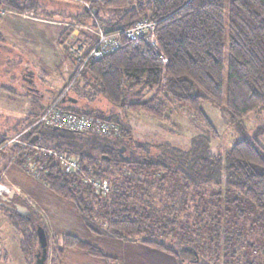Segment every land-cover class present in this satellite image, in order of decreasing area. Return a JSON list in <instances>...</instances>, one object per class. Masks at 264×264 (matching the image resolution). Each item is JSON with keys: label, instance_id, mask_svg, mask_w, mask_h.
I'll use <instances>...</instances> for the list:
<instances>
[{"label": "trees", "instance_id": "trees-1", "mask_svg": "<svg viewBox=\"0 0 264 264\" xmlns=\"http://www.w3.org/2000/svg\"><path fill=\"white\" fill-rule=\"evenodd\" d=\"M28 1L0 0V5L22 13ZM86 7L74 16L75 21L90 27L89 32L80 30L79 36L89 46L101 32L110 39L113 49L82 67L67 51L77 65L56 92L52 106L62 114L86 115L114 128L97 133L42 123L32 126L49 108L37 106L34 100V109L25 116V144L13 145L14 152L20 151L16 163L25 166L28 160L33 161L40 178L52 193L69 200L88 231L115 240L139 239L148 254H171L176 259L192 254L198 257L193 241L177 234L187 222L179 224L192 214L197 212L195 223L197 215H206L197 204L190 211L188 201L194 194L190 188L201 195L203 190H210L216 199L214 205L218 207L224 199L233 205L234 216L244 217L254 209L256 222L264 226V146L256 137L259 132L249 135L243 123L248 114L264 107V0H92ZM137 22L152 23V31L131 38L126 31ZM71 30H66L60 42ZM69 88L87 96L96 88L111 105L133 115L146 114L163 124L168 122L171 130L169 110L174 104L186 106L207 133L191 138L188 149L134 141L138 150H131L127 156L122 153L125 141L131 139V128L115 114L77 108L74 102L78 98L68 93ZM133 93L141 95L131 99ZM203 100L219 107L240 136L223 152H211L210 135L217 136L218 132L202 108ZM21 132L15 130L14 135L21 136ZM7 140L0 137L1 144ZM49 150L56 156L62 153L75 158L78 169L64 172ZM103 180L106 190L92 184ZM161 192L167 200L159 198ZM0 207L10 211L6 217L22 235L20 247L26 263L36 262L38 254L33 248L35 244L42 246L37 228L29 222L27 207L8 208L1 203ZM212 221L219 226V217ZM201 232L196 227L192 233L183 234L197 237ZM215 234L219 235L218 229ZM177 236L176 242L164 243L165 238ZM62 241L65 247L111 260L103 249L77 235L64 234ZM198 248L208 249L205 242ZM244 264L257 263L245 260Z\"/></svg>", "mask_w": 264, "mask_h": 264}, {"label": "rangeland", "instance_id": "rangeland-1", "mask_svg": "<svg viewBox=\"0 0 264 264\" xmlns=\"http://www.w3.org/2000/svg\"><path fill=\"white\" fill-rule=\"evenodd\" d=\"M46 1L50 3L47 4L43 0H29L25 4L27 9L24 12L26 15L37 14L40 17H51L60 21L67 18V7H64V5L58 7L59 3L55 2L54 4L51 0ZM63 1L65 4L69 3L70 6H76L79 10L89 5V2L82 0L80 3L77 2L79 0H73L76 2H72L71 0ZM13 12L16 11L7 9L3 15H0V17L3 16L0 21L2 22L0 23V38L3 41L5 40L8 45L9 43L21 44L32 39L31 41L34 42V46L33 44L27 45L28 47L24 45L23 52L20 51L23 58L14 57V53L0 47V62L3 64L0 65V74L3 71L1 80L8 79L6 76L9 73H5L4 69L8 68V65H12L10 60H16L17 64L14 65L17 67L16 70L10 68L9 71H14V75L21 79L20 75L27 59L31 66L30 68L34 69L35 67L36 69L35 81L38 86L41 88L52 87L51 84H56L54 90L60 89L66 84L77 65L75 60L66 53L68 51L67 45L68 43L74 45L75 53L79 55L84 49L85 39H83V36L80 37L79 31H77L75 34H72V40L70 41L62 38L61 46L57 41V26L37 21H34L33 24V22L27 19L9 14ZM70 12L73 13L71 10ZM77 14L79 13L77 12ZM8 18H11V21L14 23L12 26L19 31V35L13 28L10 29L11 26H8L11 25L7 21ZM8 29H10L9 32H7ZM81 30L89 32L90 27L85 26ZM66 33L67 31L65 30L62 35ZM76 37H78L77 40ZM1 39L0 42H2ZM227 44L226 32V49L228 47ZM30 62H34V65ZM41 71L44 73L43 78L41 77L43 75ZM226 75L227 70L225 68L224 82L226 81ZM38 76L40 78H37ZM20 83L26 84L21 80ZM49 92L52 98L47 100L48 107L52 105L57 94H53L51 90ZM68 93L78 98V101L74 102L77 108L83 106L94 113L115 114L119 116L121 123L123 122L131 128V139L125 141L124 146L126 148L123 149L122 153L127 156L130 155L131 150L134 151L136 149L134 141L159 145L164 143L166 146L171 145L188 149L191 138L198 134L207 133L203 124L186 106L180 107L174 104L169 110V118L173 125V129L171 130L169 128L170 123L168 122L163 124L146 114L133 115L111 105L104 97L98 95L96 88L92 90V93H88L89 95L91 94L90 96L77 94L72 88H69ZM139 94L133 93L131 99ZM9 95H12V93H5L0 88V137L4 136L8 139L6 144L0 143V191L5 197L10 198L12 202L18 204L17 207H13L24 208L26 206L27 212H29V222H32L35 228L40 226L46 232L48 242L46 245V259L43 264H202V260H205L208 264H244L245 260L264 264V226L256 222L255 210L253 209L250 214L244 217L234 216L235 209L233 205L226 204L224 199L221 198L218 207H216L214 205L216 199L208 189H205L206 191L203 190L202 195L196 194L195 188L189 189L194 193L193 199H189L188 201L190 203V211L197 204L200 206L199 211L202 209L206 210V215L203 216L202 213L197 215L198 222L195 223L196 220L193 218L197 212L195 215L192 214L190 219H185L186 221L183 220L181 223L179 222V225H184L186 222L187 225L181 227V233L177 232L178 235L188 236L191 242L193 241L192 245L198 257H194L195 255L192 254L189 257L176 259L171 254H168V256L165 254H148L146 247L140 243L139 239L115 240L112 237L88 231L84 227L74 206L68 202L69 200L62 199L52 193L45 181L40 178L41 174H38L39 176L35 175L26 164L25 166H20L16 163L15 157L20 151L14 152L13 145L15 141L12 143L11 140L17 136L14 135L15 130H12V128L17 125L19 127L18 130H22L23 132L21 136L16 138L18 141L23 139V135L28 131L25 126L27 124L25 123V117L23 120L21 119L22 123L17 120L24 113L26 101L21 99V97L16 98L12 97L13 95ZM47 95L49 96L48 91ZM201 105L218 132L217 136L210 135L212 137L211 152L217 153L227 150L235 141L240 139L238 132L226 122L225 115L221 109L211 101L203 100ZM243 123L249 135H254L255 131L259 132L256 137L264 146V107L248 114L244 118ZM116 132H118V129L115 130ZM28 148L37 147L29 146ZM135 153L141 154V151H135ZM35 167L37 166L35 165ZM165 195V193L161 192L159 193V198L167 200ZM244 206L247 208L246 203ZM9 213V210L0 207V245L3 252L0 257V264H27L23 256L24 252L20 247L22 235L10 223V220L7 219L6 216ZM213 217H219V226L214 225L212 221ZM204 225L207 229L203 227ZM185 227H189V229ZM196 227H200L202 231L200 236L183 234V232L188 234L189 231L192 233ZM217 229L219 235L215 234V230ZM68 233L77 235L82 240L100 247L111 260L105 261L102 258L87 254L76 247H65L62 236ZM216 236H219V238L216 239ZM177 238L178 236L165 238L164 243L176 242ZM197 238L200 240L199 244ZM203 242L206 243L207 251H202V249L198 248V245L200 246ZM34 250L38 255L42 253V248L38 244H35L33 252ZM31 264H35V260Z\"/></svg>", "mask_w": 264, "mask_h": 264}, {"label": "crops", "instance_id": "crops-1", "mask_svg": "<svg viewBox=\"0 0 264 264\" xmlns=\"http://www.w3.org/2000/svg\"><path fill=\"white\" fill-rule=\"evenodd\" d=\"M43 1L47 4L50 3L49 1H46V0H43ZM51 1L54 4H55V2L59 3L58 7H62V5H64V7H67L66 8L67 9V13H66L67 18L66 19H63L60 21L57 19H53L51 17H40L37 14L26 15V13H25L26 10L23 13L13 12V13H9V14H12V15L17 16V17H21L23 19H27L28 21L33 22V24H34V21H37V22H42L45 24L57 26V28H58L57 41H58V43H60L59 45H61L60 37L65 30H67L68 28L73 26V28L71 30V34L69 36H67L66 38L64 37L66 40L70 41V40H72V34H75L77 31H80L83 27H85L82 23L77 22L74 19L75 14H77V12L81 13L82 11H84V8L80 7L81 9L79 10L76 6H70L69 3L65 4L63 0L62 1L61 0H51ZM71 1L76 2L73 0H71ZM82 1L91 2L92 0H82ZM77 2L80 3L81 0H79ZM70 10L73 11V13H71ZM74 10H76V11H74ZM2 18H3V16L0 17V21L2 20ZM5 20H6V18H5ZM7 21H9L11 23V25H8V26H11L10 29L13 28L17 32V34L19 35V31H17V29L12 26V25H14V23L11 21V18H8ZM0 23H2V22H0ZM10 29H8L7 32H9ZM77 39H78V37H76V40ZM31 40L32 39H30L29 41H25L26 43L23 42L21 44H19V43L10 44L9 43V45H10L9 46L7 44V42H5V40L3 41V39H1L2 42H0V47H3L5 50L8 49V52L11 51L12 53H14V57L18 56L20 58L21 57L23 58V55L21 54V52H23V48L27 45H30V44L31 45L33 44V46H34V42H32ZM7 62H8V60H7ZM10 62L12 65H8V68L6 67V69H4L5 73H9L6 76V78H8V79L7 80H1V76L3 74V71L0 74V88L5 93H12L13 96L12 95H9V96L16 97V98L21 97V99H24L26 101V106L24 107V110H23L24 113L21 114L22 116L20 119H17L18 121H22L23 118L27 115V113L30 110L34 109L33 108L34 107V100L38 101L37 106L44 108V107H46V105H48L47 100L52 98L49 91L51 90V91H53L52 93L55 94L56 92H58L59 89L54 90L55 89L54 86L56 84H51L52 87L47 86V87L41 88L40 86H38L37 82L35 81V73H37L36 69H35V67H34V69L30 68L31 66L29 65L27 59H26L25 64L23 66V71L21 72V75H20L21 79L17 78V76L14 75L15 74L14 71H9L10 68H12V70H14V69L16 70L17 66L14 64H17V61L16 60H14V61L10 60ZM30 63H32V65H34V62H30ZM0 65H3V64L0 62ZM12 72H14V73H12ZM41 74H43V75H41V77L44 76L43 71H41ZM37 78H40V77L38 76ZM20 80L23 83H26L25 84L26 86L23 85L22 83H20ZM47 91L49 93V96L47 95ZM39 99L41 100V102ZM69 101L74 102L73 99L72 100L69 99ZM18 128L19 127L16 125V126H14V128H12V130H18Z\"/></svg>", "mask_w": 264, "mask_h": 264}, {"label": "built area", "instance_id": "built-area-1", "mask_svg": "<svg viewBox=\"0 0 264 264\" xmlns=\"http://www.w3.org/2000/svg\"><path fill=\"white\" fill-rule=\"evenodd\" d=\"M6 10L7 8L0 5V15H3L6 12ZM152 28H153L152 23L137 22L129 29H127L126 34L131 38H135L139 35L148 34V32L152 31ZM109 44H110V39H108L107 36L103 35V33L97 32L95 40L89 46H87V44L85 43L84 49L79 55H76L75 53L76 50L73 48L74 45L68 43L67 48L71 56H73L76 59V61L79 62V65H81L82 67L87 61L92 60L93 58L102 57L108 51L112 50L113 47L109 46ZM41 123L46 126L65 128L68 130H74V131L92 130L97 133H106L108 130L114 128L112 124L106 121L94 120L93 118L87 117L86 115H73L68 113L62 114L58 109L54 108L52 105L49 106V108L43 114H41L36 119L35 122L33 121L32 126H34V124H41ZM18 136H20V134H18L16 138H18ZM16 138L13 137L11 141L18 142L22 145L25 144V142H23L22 139L18 141ZM49 154H53L56 156V154L50 150H49ZM56 159L59 163L60 168L66 173L78 169V163L76 159L73 157H67L65 154L61 153L58 154V156H56ZM26 165L28 166L30 171L34 172L35 175L39 174V172L37 171V167H35L33 161L28 160L26 162ZM92 184L97 189L102 188L103 190H106L105 180H103L101 184L97 183L96 181H92ZM1 256H2V249L0 245V257Z\"/></svg>", "mask_w": 264, "mask_h": 264}, {"label": "water", "instance_id": "water-1", "mask_svg": "<svg viewBox=\"0 0 264 264\" xmlns=\"http://www.w3.org/2000/svg\"><path fill=\"white\" fill-rule=\"evenodd\" d=\"M37 234H38V239L41 242V246H42V253L39 254L37 256L36 262L35 264H43L45 259H46V245H47V241H46V237H45V233L44 230L39 226L37 228Z\"/></svg>", "mask_w": 264, "mask_h": 264}, {"label": "flooded vegetation", "instance_id": "flooded-vegetation-1", "mask_svg": "<svg viewBox=\"0 0 264 264\" xmlns=\"http://www.w3.org/2000/svg\"><path fill=\"white\" fill-rule=\"evenodd\" d=\"M0 203L2 204V205H4L5 207H8V208H15V207H17V203L15 202H12L11 200H10V198H7V197H5L3 194H2V192L0 191ZM13 206H15V207H13ZM15 209H18V208H15Z\"/></svg>", "mask_w": 264, "mask_h": 264}, {"label": "bare ground", "instance_id": "bare-ground-1", "mask_svg": "<svg viewBox=\"0 0 264 264\" xmlns=\"http://www.w3.org/2000/svg\"><path fill=\"white\" fill-rule=\"evenodd\" d=\"M61 92V91H60ZM116 122V121H115ZM29 134V133H28Z\"/></svg>", "mask_w": 264, "mask_h": 264}]
</instances>
